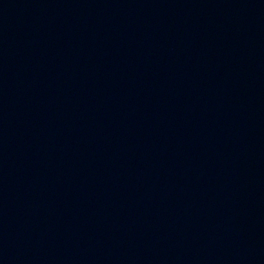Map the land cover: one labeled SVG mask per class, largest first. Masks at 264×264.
<instances>
[{
  "label": "water",
  "instance_id": "1",
  "mask_svg": "<svg viewBox=\"0 0 264 264\" xmlns=\"http://www.w3.org/2000/svg\"><path fill=\"white\" fill-rule=\"evenodd\" d=\"M0 264H264V0H0Z\"/></svg>",
  "mask_w": 264,
  "mask_h": 264
}]
</instances>
